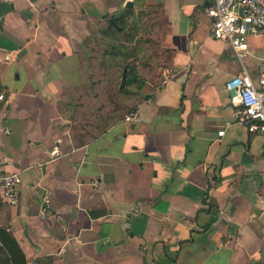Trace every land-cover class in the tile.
I'll return each mask as SVG.
<instances>
[{
  "label": "crops",
  "instance_id": "crops-1",
  "mask_svg": "<svg viewBox=\"0 0 264 264\" xmlns=\"http://www.w3.org/2000/svg\"><path fill=\"white\" fill-rule=\"evenodd\" d=\"M128 1L0 0V173L21 178L0 228L27 264H264V135L225 124L241 64L211 35L214 0L140 2L143 84L109 111L104 29Z\"/></svg>",
  "mask_w": 264,
  "mask_h": 264
},
{
  "label": "built area",
  "instance_id": "built-area-1",
  "mask_svg": "<svg viewBox=\"0 0 264 264\" xmlns=\"http://www.w3.org/2000/svg\"><path fill=\"white\" fill-rule=\"evenodd\" d=\"M207 14L212 20L211 35L229 44L241 64L240 72L226 82L232 120L225 124L240 123L250 133L264 135V58L258 77L253 75L247 63L251 38L264 37V0H214L207 8ZM172 74L169 69L164 71L166 78ZM232 91L235 93L231 94ZM5 99V94L0 92V103ZM218 134L223 136L225 129ZM20 181L19 172L0 173V207L19 204ZM28 264L39 263L31 261Z\"/></svg>",
  "mask_w": 264,
  "mask_h": 264
},
{
  "label": "trees",
  "instance_id": "trees-1",
  "mask_svg": "<svg viewBox=\"0 0 264 264\" xmlns=\"http://www.w3.org/2000/svg\"><path fill=\"white\" fill-rule=\"evenodd\" d=\"M135 1L139 4L138 11L123 7L111 15L104 29L110 37L107 40L109 47L106 49L108 67H120L122 74L124 70L127 71L126 86L120 90L123 93H127L134 84H143L139 68L141 62L145 63L144 54L148 51L150 41L146 36L148 24L145 18L148 16V8L140 5L144 0ZM108 116L110 120L111 113ZM0 238L3 242L2 251L6 256V260L4 256H0V261L4 259L3 264H27L23 249L10 231L0 228Z\"/></svg>",
  "mask_w": 264,
  "mask_h": 264
},
{
  "label": "rangeland",
  "instance_id": "rangeland-1",
  "mask_svg": "<svg viewBox=\"0 0 264 264\" xmlns=\"http://www.w3.org/2000/svg\"><path fill=\"white\" fill-rule=\"evenodd\" d=\"M256 39H251V41L254 43H259V41ZM261 42V41H260ZM144 63L141 62L140 67L144 68ZM109 70L106 73V79H104L103 81V95H104V100L107 102V104L109 105V111L112 110V108L115 107H120L123 108L121 109L122 111H125L126 108L124 106V102L123 100L120 98V96H118V89H119V84L122 81V70L121 69H117V68H108ZM92 107L89 103L85 104V108L80 107L77 110L76 115L78 116L77 120L80 121H85L86 119V115H89V113L92 112V109L90 108Z\"/></svg>",
  "mask_w": 264,
  "mask_h": 264
},
{
  "label": "water",
  "instance_id": "water-1",
  "mask_svg": "<svg viewBox=\"0 0 264 264\" xmlns=\"http://www.w3.org/2000/svg\"><path fill=\"white\" fill-rule=\"evenodd\" d=\"M126 5L131 8L134 7V3L132 0H129ZM126 80H127V71L125 70L123 74V78H122L121 88H123L126 85ZM234 93H235L234 91L231 92V94H234Z\"/></svg>",
  "mask_w": 264,
  "mask_h": 264
}]
</instances>
